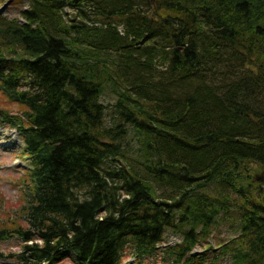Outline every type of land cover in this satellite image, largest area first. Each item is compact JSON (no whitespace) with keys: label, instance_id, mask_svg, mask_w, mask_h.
Listing matches in <instances>:
<instances>
[{"label":"trees","instance_id":"obj_1","mask_svg":"<svg viewBox=\"0 0 264 264\" xmlns=\"http://www.w3.org/2000/svg\"><path fill=\"white\" fill-rule=\"evenodd\" d=\"M19 2L0 13V94L20 110L0 124L28 188L20 222L0 209V244L20 241L0 256L264 264V0Z\"/></svg>","mask_w":264,"mask_h":264},{"label":"rangeland","instance_id":"obj_2","mask_svg":"<svg viewBox=\"0 0 264 264\" xmlns=\"http://www.w3.org/2000/svg\"><path fill=\"white\" fill-rule=\"evenodd\" d=\"M26 4L24 2H19L14 4L13 0H0V13L7 18H17L19 19V12L24 11L26 8ZM67 14H71L70 11H66ZM2 95L0 94V106L9 109L10 114L15 116L18 115V111L20 110L19 106L5 102L1 99ZM110 95H104L102 99V103L109 104L112 102ZM110 125V124H106ZM128 145H130V139L127 140ZM23 144L21 139L18 136V133L4 124H0V209L3 208L2 218L5 219V215H8L9 224H13L14 222L19 221V216H14L16 211L19 209L13 208L16 207L19 203L18 201H22L24 197V193L18 191L19 185H24V191L28 188V184H25L23 173V166H25L26 161L21 156ZM256 184L254 187H257ZM6 205L8 209L6 210ZM229 224L223 223L219 227H215L212 230L211 236L207 239V243L204 246H209L208 251H206L207 256L216 255V252L219 248V244L224 243L229 238H231L232 233L230 232ZM175 240L172 239L169 243H173ZM20 241L14 239L11 242H7L6 244H0V251L5 252V254H13L18 251V245ZM16 245V246H15ZM18 246V247H17ZM202 249L199 248L194 250V254H202L204 253ZM150 262L153 263L151 260ZM150 262H146V264H151ZM211 262V261H209ZM22 263L18 259L15 262V259L1 257L0 256V264H20ZM57 264H72L69 260H63ZM121 264H138L137 261L132 259H127L123 261ZM160 264V263H154ZM215 264H230L227 260L218 259Z\"/></svg>","mask_w":264,"mask_h":264}]
</instances>
